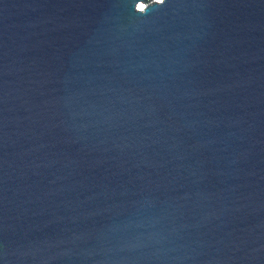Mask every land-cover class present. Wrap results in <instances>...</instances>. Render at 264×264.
I'll list each match as a JSON object with an SVG mask.
<instances>
[{
    "label": "water",
    "instance_id": "1",
    "mask_svg": "<svg viewBox=\"0 0 264 264\" xmlns=\"http://www.w3.org/2000/svg\"><path fill=\"white\" fill-rule=\"evenodd\" d=\"M0 264H264V0H0Z\"/></svg>",
    "mask_w": 264,
    "mask_h": 264
},
{
    "label": "bare ground",
    "instance_id": "2",
    "mask_svg": "<svg viewBox=\"0 0 264 264\" xmlns=\"http://www.w3.org/2000/svg\"><path fill=\"white\" fill-rule=\"evenodd\" d=\"M140 5H142L143 6V4L141 3Z\"/></svg>",
    "mask_w": 264,
    "mask_h": 264
},
{
    "label": "rangeland",
    "instance_id": "3",
    "mask_svg": "<svg viewBox=\"0 0 264 264\" xmlns=\"http://www.w3.org/2000/svg\"><path fill=\"white\" fill-rule=\"evenodd\" d=\"M142 6V5H141Z\"/></svg>",
    "mask_w": 264,
    "mask_h": 264
}]
</instances>
